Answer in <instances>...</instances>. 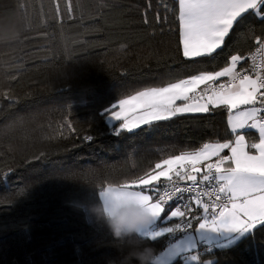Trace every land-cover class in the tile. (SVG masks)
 <instances>
[{
    "label": "trees",
    "instance_id": "1",
    "mask_svg": "<svg viewBox=\"0 0 264 264\" xmlns=\"http://www.w3.org/2000/svg\"><path fill=\"white\" fill-rule=\"evenodd\" d=\"M59 2L63 9L68 0ZM71 3L76 19L66 16L61 25L55 19L56 0H0V91L11 88L21 97L29 90L33 94L11 108L0 100V264H108L123 244L87 211L99 202L101 188L142 175L169 152L229 138L228 114L223 109L205 116L190 114L167 122L159 131L134 136L107 134L99 118L91 121L98 98L114 102L118 93L154 82L136 70L138 61L151 64L156 75L164 71L149 54L159 50L165 56L174 51V37L167 31L173 18L157 27L154 37L141 38L148 0ZM151 3L149 19L157 7L163 17L158 0ZM125 9H131L126 18L137 23L122 28L116 20ZM24 36L28 39L21 43ZM21 49L27 67L10 81L8 77L15 74L11 65ZM45 57L51 58L48 63ZM226 58L217 63L222 65ZM64 72L78 74L81 85L65 87ZM66 102L73 106L70 113L63 110ZM19 116H25L23 122ZM65 116H70L80 136L49 139L57 135L53 129ZM85 132L96 136V142L81 143ZM74 142L80 146L72 147ZM42 152L45 157L33 159ZM149 243L161 251L167 241ZM248 244L226 255L217 253L220 264H257L264 259V233L257 232L252 250Z\"/></svg>",
    "mask_w": 264,
    "mask_h": 264
},
{
    "label": "snow or ice",
    "instance_id": "2",
    "mask_svg": "<svg viewBox=\"0 0 264 264\" xmlns=\"http://www.w3.org/2000/svg\"><path fill=\"white\" fill-rule=\"evenodd\" d=\"M158 5L163 6L164 15L157 7L151 20V0L144 7L141 38L154 37L157 27L173 18L167 31L174 37V51L165 56L159 50L149 54L164 71L156 75L151 64L138 61L136 70L154 82L118 93L114 102L98 98L91 108V121L99 118L107 134L134 136L159 131L167 122L190 114L205 116L223 109L228 114L229 138L169 152L142 175L120 184L107 183L99 192L118 185L121 194L136 197L151 210L153 221L141 236L151 242L167 241L163 250L156 251L158 264H220L217 253L226 255L245 242L252 250L257 232L264 233V0H158ZM130 10L118 15L116 23L122 28L137 23L126 18ZM75 11L71 0L63 9L56 0L59 24L66 16L74 21ZM164 31L161 27L160 34ZM27 39L24 36L21 43ZM20 52L11 65L15 74L8 77L10 81L27 67L26 53ZM225 55L219 65L217 61ZM50 59L45 57L44 62ZM62 76L68 89L82 83L76 73ZM32 95L29 90L21 97L5 88L0 100L11 108ZM72 107L66 102L63 110L70 113ZM17 119L23 122L25 116ZM53 131L57 135L49 139L80 136L70 116L58 121ZM80 139L95 143L97 137L85 132ZM45 156L42 152L33 159ZM161 178L163 191H157ZM170 202L175 207L169 210ZM257 264H264V259Z\"/></svg>",
    "mask_w": 264,
    "mask_h": 264
},
{
    "label": "clouds",
    "instance_id": "3",
    "mask_svg": "<svg viewBox=\"0 0 264 264\" xmlns=\"http://www.w3.org/2000/svg\"><path fill=\"white\" fill-rule=\"evenodd\" d=\"M122 192L118 185L109 186L103 194L99 192V202L87 209L114 240L123 242L119 255L108 264H158L156 250L141 236L153 221L152 212L145 203Z\"/></svg>",
    "mask_w": 264,
    "mask_h": 264
},
{
    "label": "built area",
    "instance_id": "4",
    "mask_svg": "<svg viewBox=\"0 0 264 264\" xmlns=\"http://www.w3.org/2000/svg\"><path fill=\"white\" fill-rule=\"evenodd\" d=\"M164 183H165V181L163 182V184L160 186V188L158 189V191H163V186H164ZM169 207H175V204L174 203H172V202H170V205H169Z\"/></svg>",
    "mask_w": 264,
    "mask_h": 264
},
{
    "label": "crops",
    "instance_id": "5",
    "mask_svg": "<svg viewBox=\"0 0 264 264\" xmlns=\"http://www.w3.org/2000/svg\"><path fill=\"white\" fill-rule=\"evenodd\" d=\"M227 120H228V116H227ZM162 180H164V178H161V181ZM156 183H159V182H156ZM171 208L169 207V210H170ZM162 215H163V213H162ZM163 250V249H162Z\"/></svg>",
    "mask_w": 264,
    "mask_h": 264
}]
</instances>
